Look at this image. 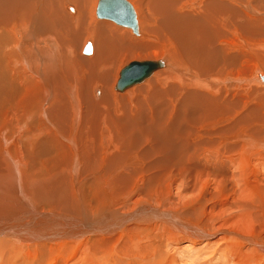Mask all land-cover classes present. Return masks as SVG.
I'll return each mask as SVG.
<instances>
[{
    "label": "bare ground",
    "instance_id": "1",
    "mask_svg": "<svg viewBox=\"0 0 264 264\" xmlns=\"http://www.w3.org/2000/svg\"><path fill=\"white\" fill-rule=\"evenodd\" d=\"M127 1L0 0V264H264V0Z\"/></svg>",
    "mask_w": 264,
    "mask_h": 264
},
{
    "label": "water",
    "instance_id": "2",
    "mask_svg": "<svg viewBox=\"0 0 264 264\" xmlns=\"http://www.w3.org/2000/svg\"><path fill=\"white\" fill-rule=\"evenodd\" d=\"M118 2V6L115 4ZM96 7L98 18H107L117 25L128 27L135 35H138L136 13L129 8L131 4L127 0H100ZM73 11V8H70ZM83 54L92 53L90 41H87L82 50ZM161 59L133 60L121 67L114 89L122 92L141 79L149 77L160 64ZM264 79V74H259Z\"/></svg>",
    "mask_w": 264,
    "mask_h": 264
},
{
    "label": "rangeland",
    "instance_id": "3",
    "mask_svg": "<svg viewBox=\"0 0 264 264\" xmlns=\"http://www.w3.org/2000/svg\"><path fill=\"white\" fill-rule=\"evenodd\" d=\"M69 3H71L72 4V2H69ZM132 3V2H131ZM236 4H238L237 2H235ZM133 4V3H132ZM96 5H97V0H96V2H95V6H94V9L91 11L93 14V18L95 19V20H98V18L96 17V15H95V8H96ZM71 6V5H70ZM134 6V5H133ZM74 6L72 5V8H73ZM67 9V8H66ZM69 10V9H68ZM137 13V12H136ZM137 17L139 18V16L137 15ZM112 21V20H111ZM115 27H120V28H126L125 26H120V25H117V24H115V23H113V22H111ZM140 25H141V23H140ZM139 25V30L141 29V26ZM126 29H130V28H126ZM131 30V29H130ZM129 30V31H130ZM131 32V34H132V36H134V37H138L139 35H135L133 32H132V30L130 31ZM83 41V42H82ZM87 41H91V43H92V46H93V41H92V39L91 38H84V39H82L81 40V42H80V44L79 45H75V46H73V48L75 49H77L78 51H79V53H80V56H81V54H82V50H83V47H84V45L86 44V42ZM91 46V47H92ZM78 47V48H77ZM80 49V50H79ZM92 53H93V51H92ZM91 53V54H92ZM90 54V55H91ZM85 56H89V55H86V54H82V57H85ZM166 56H164V54H160V55H158V56H152L151 54H150V56H148V57H142V58H139V57H136V56H132V55H130L129 57H124V59H118V62H117V66H119V64H120V66H119V68H116V71H117V69H118V71H117V73H116V76H115V79L113 80V91L114 92H117V91H115L114 90V85H115V83H116V81H117V78H118V73H119V71H120V69H121V67H123L125 64H127V63H129V62H131V61H133V60H146V59H164ZM129 58V59H128ZM167 58V57H166ZM165 58V61L167 62V64H168V61H170V58H167L166 59ZM121 60H122V62H121ZM121 62V63H120ZM167 67V65L165 66V67H163V68H160L161 70H163L164 68H166ZM160 69H158V70H156V71H159ZM156 71H154V72H156ZM258 71V70H257ZM154 75V73H152L150 76H149V78H151L152 76ZM149 78H146L144 81H142L141 83H138V84H135V85H133V86H137V85H141V84H143V83H145L146 82V80H148ZM234 78V77H233ZM257 80V79H256ZM115 81V82H114ZM211 81H214V80H211ZM258 81V80H257ZM259 82V81H258ZM259 83H261V82H259ZM258 83V84H259ZM262 85L264 84V82L263 83H261ZM260 85V84H259ZM133 86H131L132 88H133ZM264 86V85H263ZM99 89V92H96L97 90H95V96L96 97H98V96H100L101 95V89H100V87L98 88ZM213 89V88H212ZM119 93H121V92H119ZM76 174H77V172H76ZM198 224V226H199V228L201 227V228H205V226H203L202 224L203 223H197ZM218 231V229H214V230H212V232L211 233H214V232H217ZM218 237H220V235L218 234L217 236H215L213 239L214 240H216V239H218ZM217 241V240H216ZM259 241V240H258ZM238 242H240L239 240H238ZM205 243V244H204ZM241 243V242H240ZM221 244H222V241H218V242H215V241H210V242H208V241H203V243L200 245V246H198V245H195L194 247H192L190 244H189V241L186 239H182L181 241H180V243H179V247L180 248H185V249H189L190 247H192L190 250H194L195 252H197L200 248H201V246L203 245L204 246V251H206V250H213L212 251V253L209 255V258H208V262H212V258L213 259H215V257H216V255L218 254V251H219V248L221 247ZM245 245V248H242V247H240L241 249H250V247L248 248L247 246H246V244H244ZM214 249H215V251H216V253L217 254H215L214 253ZM248 252H249V250H248ZM172 253V252H171ZM251 253H252V251H251ZM214 255V256H213ZM254 255V254H253ZM185 256H186V253H185ZM217 258H218V256H217ZM178 264H183V263H178Z\"/></svg>",
    "mask_w": 264,
    "mask_h": 264
}]
</instances>
